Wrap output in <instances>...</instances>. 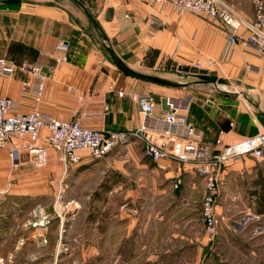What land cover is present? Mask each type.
<instances>
[{
  "label": "crops",
  "instance_id": "obj_1",
  "mask_svg": "<svg viewBox=\"0 0 264 264\" xmlns=\"http://www.w3.org/2000/svg\"><path fill=\"white\" fill-rule=\"evenodd\" d=\"M228 1L246 17L254 18L252 0ZM83 3L96 15L109 44L136 70L172 78L170 76L179 66H199L215 70L220 76L248 81L262 90L264 99V54L241 43L224 57L227 33L219 21L199 14L179 15L169 7L151 6L146 0H84ZM109 7H112L113 15L107 20ZM61 39L70 42V60L44 83L40 108L46 113L66 120L79 119L85 127L134 129L143 124L145 116L129 95L120 96L118 91L149 92L168 97L180 113H188L202 139L211 143L218 137L230 143L264 130V116L262 120L257 118L245 102L237 101L239 95L233 97L234 93L226 95L210 88L198 90L199 86L204 88V83L194 82L198 79L195 76L186 74L188 77L183 82L191 83L185 87H169L123 73L104 53L103 39L74 0H0V58L17 63L53 64L56 45ZM22 78V73L12 77L0 74V96H11L18 101L19 111L28 112L34 99L23 92ZM156 108L159 114L166 111L160 103ZM144 145L143 141L132 139L102 159H94L88 151H83L84 159L70 166L64 187L74 175L79 176L77 180L81 182L83 177L93 174L99 182L95 195L125 194L127 202L128 199L135 202L138 195H143L145 213L143 219L130 212L122 213L118 221L124 225L113 233V237L103 230L97 240H91L83 229L81 240L84 241H76V237L73 239L76 242L70 243L73 246L67 255L68 264H158L161 256L187 254L186 239L190 238L192 242L202 238L197 245H192L202 251L208 246L204 234L202 237L191 234L204 233L203 222L199 226L201 231L191 225L193 214L197 211L201 214L199 204L205 194L204 178L190 162L183 164L165 158L158 162L152 160L144 151ZM24 155H21V164L11 167L12 171L16 169L14 180L20 186L34 172ZM48 156L43 172L56 186L63 173L61 155L49 148ZM249 159L226 170L225 187L230 185L232 169L246 171L250 166ZM9 160V148L5 147L1 150V167ZM177 177L182 182L174 187ZM158 196L159 201L155 200ZM161 230L167 241L159 251L155 248L157 238L154 236ZM169 235L182 237V246L178 250L171 249L174 246L170 244ZM54 250L55 259L60 258L59 248Z\"/></svg>",
  "mask_w": 264,
  "mask_h": 264
},
{
  "label": "built area",
  "instance_id": "obj_2",
  "mask_svg": "<svg viewBox=\"0 0 264 264\" xmlns=\"http://www.w3.org/2000/svg\"><path fill=\"white\" fill-rule=\"evenodd\" d=\"M151 6L184 13L199 14L209 20H217L227 33L224 57L243 43L256 48L264 54V0H252L254 18L246 17L228 0H146ZM157 21V20H156ZM161 23V21H157ZM70 42L61 39L56 45L53 64L42 62L17 63L5 57L0 58V74L15 76L22 73V90L34 99L28 112L18 110V101L9 95L0 96V155L3 148H9L12 166L21 164L22 154H26L35 167H43L49 160V148L60 152L63 173L55 192L53 211L43 207L34 210L29 226L39 231L38 236L46 241L45 232L55 216L61 218L76 205L73 200L64 201V178L70 166L84 159L83 151H88L94 159H102L121 144L138 139L145 143L144 151L154 161L169 159L181 163H192L201 178L205 180V195L202 204V216L208 235L214 238L220 227L228 221L226 215L218 213L220 197L223 194L224 175L233 165L246 159H264V130L247 135L234 142H226L218 137L214 143L201 137L197 125L188 113L169 100L171 111L156 113L157 103L154 94L149 92L118 91L120 96H130L145 119L143 124L129 130L91 128L81 124L79 119H61L41 110L45 81L57 68L70 60ZM249 67L251 65H248ZM233 124V122H232ZM182 182L180 177L174 187ZM64 187V188H63Z\"/></svg>",
  "mask_w": 264,
  "mask_h": 264
},
{
  "label": "rangeland",
  "instance_id": "obj_3",
  "mask_svg": "<svg viewBox=\"0 0 264 264\" xmlns=\"http://www.w3.org/2000/svg\"><path fill=\"white\" fill-rule=\"evenodd\" d=\"M107 45L109 44L107 43ZM104 53L110 57L106 50ZM177 71L178 69L173 71L170 77L183 82L188 75L185 72H179L182 76L178 77ZM167 72L170 73V71ZM209 72L212 75L217 74L215 70ZM203 86L204 88L199 86L198 90L210 88L226 95L234 93L233 97H236V94L239 95L237 101L245 102L253 114L262 120L261 117L264 114L255 107V104L259 103L264 112L261 89L254 92L243 87L225 86L219 83H204ZM23 157L28 156L24 155ZM247 161L250 163L249 168L246 171L232 169L230 185L225 187L224 184L218 213L226 215L228 222L220 227L214 238L206 232L202 210L201 214L199 211L193 214V224L191 225L201 231L199 226L203 222L204 233L191 234L198 237L204 234L208 244L207 247L205 246L206 249L202 251L198 246L195 248L192 246L197 245L202 238L194 239L192 242L189 238L185 241L188 244L184 245L189 248L187 254L172 253V257L161 256V262L158 264H168L169 261L170 264H264V214H258L259 204L256 198V191L261 189L259 180L264 176V159L260 161L249 159ZM11 167V160L3 168L0 165V264H68L69 256L67 255L72 251L73 246L70 243L84 241L81 240L83 229L89 233L91 240H97L103 230L113 237V233L119 231L121 226L123 227L124 224L118 221L122 213L130 212L135 217L143 219L145 213L143 195H138L135 202H131L129 199L127 202L125 194L98 196L95 195V188L99 183L97 177L88 174L83 177L81 182H78L79 176L74 175L69 180V185L65 187L63 198L65 202L73 200L76 205L61 218L55 216L52 219L47 231H44L46 236L44 242L42 237L37 235L39 231L37 232L34 230L35 228L29 226V221L34 217V210L39 206L47 211H53L56 201L54 194L59 184L57 182L55 186L50 182L51 177H46L47 174L43 172V167L32 165L33 175L26 177L27 181L23 186L17 185V180H14L16 169L12 171ZM8 183L11 184L8 185ZM156 199L159 201L160 197L158 196ZM203 201L204 198L199 204L201 207ZM241 210L243 211L241 212ZM104 216L106 217L104 218ZM97 218H99L98 221ZM246 218L248 221H245ZM242 225L244 226L242 227ZM61 226L63 227L62 231ZM165 228L168 232L169 226ZM56 230L57 233H55ZM50 233L54 234L50 236ZM164 233L161 230L154 236L157 238L154 244L156 250L162 251L163 249L159 248L166 245L167 238L166 234L163 235ZM55 235L57 236L55 237ZM169 237H171V246H174L171 249L178 250L182 246L180 245L182 237L176 238L174 235H169ZM74 238L76 241H73ZM54 248H59L60 258L55 259L53 256Z\"/></svg>",
  "mask_w": 264,
  "mask_h": 264
},
{
  "label": "water",
  "instance_id": "obj_4",
  "mask_svg": "<svg viewBox=\"0 0 264 264\" xmlns=\"http://www.w3.org/2000/svg\"><path fill=\"white\" fill-rule=\"evenodd\" d=\"M87 14L88 18L90 19V21L92 22V24H94L95 28L98 30L100 37L103 39V41L105 42L104 47L105 50L109 53L111 60L113 61V63L125 74H129L134 78L137 79H142V80H146L149 82H152L154 84H160V85H164V86H176V87H185L186 85H188L191 82L185 81V82H181L178 80H174L172 78H166V77H162L159 75H152L143 71H138L135 68H133L132 66H129L124 60L123 58L119 55L118 52H116V50L114 49L113 45L109 44L107 45L106 42L109 41V38H107V35L105 34V31L102 27V25L99 23L96 15H94L90 10H88V8L86 7V5L81 1V0H74ZM113 15V9L112 7L108 8L107 11V20H110L111 17ZM180 72H185L188 75H192L197 77V81L194 82H203V83H219V84H223V85H235L237 87L240 88H245L248 91H254L257 92L259 89H257L256 87H254L252 84L245 82L244 80L238 79V78H233V77H224V76H220L217 74H210L208 69L205 68H200L199 66H192V65H184V66H179L178 69ZM154 99L156 103H160L162 105V107L166 110V111H171V107L169 105V99L168 97L165 96H161L160 94H155L154 95ZM255 107L259 110L260 113L264 114L263 110L260 108L259 103L255 104Z\"/></svg>",
  "mask_w": 264,
  "mask_h": 264
},
{
  "label": "trees",
  "instance_id": "obj_5",
  "mask_svg": "<svg viewBox=\"0 0 264 264\" xmlns=\"http://www.w3.org/2000/svg\"><path fill=\"white\" fill-rule=\"evenodd\" d=\"M81 1L84 2V0H81ZM88 1H90V0H88ZM92 1H94V0H92ZM86 7L88 8V10H90L92 12V10L90 9V7H88L87 5H86ZM93 26H94V24H93ZM95 30H97V29L95 28ZM107 43L109 44V42H106V44ZM104 44H105V42L102 40V45H104ZM102 48L105 50L104 47H102ZM259 184L261 186V189H259L258 191H256V193H257L256 194L257 195L256 198H257V202L259 204L258 205V214H261L262 215V214H264V176H262L261 179L259 180Z\"/></svg>",
  "mask_w": 264,
  "mask_h": 264
},
{
  "label": "bare ground",
  "instance_id": "obj_6",
  "mask_svg": "<svg viewBox=\"0 0 264 264\" xmlns=\"http://www.w3.org/2000/svg\"><path fill=\"white\" fill-rule=\"evenodd\" d=\"M226 86V85H225Z\"/></svg>",
  "mask_w": 264,
  "mask_h": 264
}]
</instances>
